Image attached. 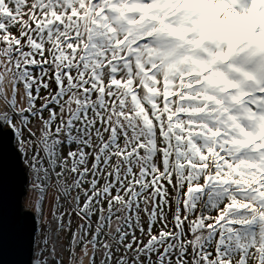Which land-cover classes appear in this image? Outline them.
Returning <instances> with one entry per match:
<instances>
[{
    "label": "snow or ice",
    "instance_id": "obj_1",
    "mask_svg": "<svg viewBox=\"0 0 264 264\" xmlns=\"http://www.w3.org/2000/svg\"><path fill=\"white\" fill-rule=\"evenodd\" d=\"M5 140L0 264H264V0H0Z\"/></svg>",
    "mask_w": 264,
    "mask_h": 264
},
{
    "label": "water",
    "instance_id": "obj_2",
    "mask_svg": "<svg viewBox=\"0 0 264 264\" xmlns=\"http://www.w3.org/2000/svg\"><path fill=\"white\" fill-rule=\"evenodd\" d=\"M11 145L5 140L2 149H0V161L3 165V181H4V216L6 224V240L4 249V259L6 262H11L19 257L14 256L7 241V225L11 220L13 212L18 214L19 219L22 222L31 224L30 215L28 211H24L21 205V199L25 192L23 191V185L20 182L19 170L16 169V158L13 156ZM15 202V208L13 207Z\"/></svg>",
    "mask_w": 264,
    "mask_h": 264
},
{
    "label": "rangeland",
    "instance_id": "obj_3",
    "mask_svg": "<svg viewBox=\"0 0 264 264\" xmlns=\"http://www.w3.org/2000/svg\"><path fill=\"white\" fill-rule=\"evenodd\" d=\"M26 194V193H25ZM23 195V197H22V199H21V205H22V209L24 210V211H27V207H26V201H25V196L26 195Z\"/></svg>",
    "mask_w": 264,
    "mask_h": 264
},
{
    "label": "trees",
    "instance_id": "obj_4",
    "mask_svg": "<svg viewBox=\"0 0 264 264\" xmlns=\"http://www.w3.org/2000/svg\"><path fill=\"white\" fill-rule=\"evenodd\" d=\"M26 195V194H25Z\"/></svg>",
    "mask_w": 264,
    "mask_h": 264
}]
</instances>
